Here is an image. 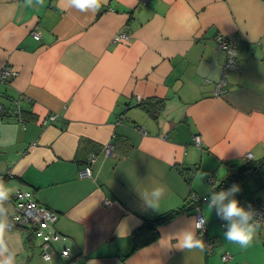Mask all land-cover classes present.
<instances>
[{
  "label": "crops",
  "instance_id": "obj_1",
  "mask_svg": "<svg viewBox=\"0 0 264 264\" xmlns=\"http://www.w3.org/2000/svg\"><path fill=\"white\" fill-rule=\"evenodd\" d=\"M63 4L0 0V67L16 70L0 85V181L51 209L69 249L63 257L57 244L44 260L40 240L13 223L5 238L15 264H264V227L241 248L208 208L231 165L262 161L253 175L264 173V0H107L95 13ZM119 31L126 43L112 41ZM219 35L236 38L239 69L215 94ZM151 97L164 99L156 118L138 103ZM48 113L56 118L44 125ZM108 142L121 143L104 156ZM91 146L90 176L80 178ZM156 187L165 189L158 210L144 200ZM4 207L10 221L12 195ZM181 207L133 248L144 219ZM198 213L205 250L175 247Z\"/></svg>",
  "mask_w": 264,
  "mask_h": 264
},
{
  "label": "clouds",
  "instance_id": "obj_2",
  "mask_svg": "<svg viewBox=\"0 0 264 264\" xmlns=\"http://www.w3.org/2000/svg\"><path fill=\"white\" fill-rule=\"evenodd\" d=\"M107 0H64V8H74L80 12H98L102 4ZM28 7H35L44 4V0H25ZM240 192L238 184H233L226 190L211 191L208 197V208L214 209L216 215L223 221H226V231L224 239L232 244L239 245L241 248L249 247L262 227L261 220L256 218V213L251 208L241 206L236 199ZM165 194L163 187L154 188L145 200L149 208L158 210L160 200ZM12 191L5 184L0 182V264H15L16 253L9 249L6 242V233L11 230L13 224L7 219L4 204L10 200ZM207 219L205 216H196L191 218L189 226L180 230L172 239L175 240V247L181 250L198 249L205 250V242L197 235V230L203 231ZM171 244V240H169Z\"/></svg>",
  "mask_w": 264,
  "mask_h": 264
},
{
  "label": "built area",
  "instance_id": "obj_3",
  "mask_svg": "<svg viewBox=\"0 0 264 264\" xmlns=\"http://www.w3.org/2000/svg\"><path fill=\"white\" fill-rule=\"evenodd\" d=\"M142 2H147V0H142ZM33 36L38 38L37 31L32 32ZM129 40L128 33L124 31H119L114 34L112 41L118 42V43H126ZM216 42L218 45V48L224 53L225 58L222 66V77L216 82L214 93L219 94L222 92L226 85V79H227V73L230 71H234L239 69V65L237 62V52H238V42L236 38L232 35L228 36H217ZM16 75V70H14L9 65H3L0 67V85L2 83H5L9 81L11 77ZM19 107V106H18ZM17 107V109H18ZM4 105L0 101V115L4 112ZM17 120L23 124L24 119L18 114ZM56 118L55 114L48 113L46 114L40 121L42 124H47L49 121L52 122ZM196 142L199 143V140L196 139ZM111 148L114 149L113 144L110 143V145L102 148L103 154L105 156L111 155L112 152ZM95 155H92L88 162L89 164H85L80 167L78 173L79 176H90V164L94 161ZM251 154L247 153L246 158H250ZM211 180V179H210ZM194 201L197 200L196 197L193 196ZM13 205L15 208V212L13 214V222L17 225H21L25 227L26 229L34 231V237L39 239L41 242L42 247V258L44 260H48L51 257V253L48 251L51 249V247L56 246L57 244H61L59 254L63 257H67L69 255V249L68 247L64 246L63 240L65 237L54 230L52 227L53 216L50 214H47L45 212V209H47L44 205L38 204L33 194L28 190H17L13 193L12 196ZM19 200H23L21 203ZM26 204L25 207L21 208L20 204ZM245 208H251L256 213V218L264 222V198H256L253 199L252 202L248 203V205ZM196 216H203L202 214L198 213ZM262 227H264V224H262ZM223 260L228 259V255L225 254L222 256Z\"/></svg>",
  "mask_w": 264,
  "mask_h": 264
},
{
  "label": "trees",
  "instance_id": "obj_4",
  "mask_svg": "<svg viewBox=\"0 0 264 264\" xmlns=\"http://www.w3.org/2000/svg\"><path fill=\"white\" fill-rule=\"evenodd\" d=\"M138 103H139V106L142 107L150 116H152L153 118H156L158 111H160V109L163 108V106H164V99L157 98V97H151L149 99H140ZM122 141L127 143L126 140H122ZM114 143L118 144L121 142H114ZM111 144H113V143H111ZM89 150H91L92 152L86 156V158L84 159L83 165L89 164L88 160L92 155L96 156L97 152H96V150L93 151V146H91ZM100 151L99 152L101 154H103L102 148ZM108 156H110V155H108ZM261 162L262 161L252 163V162H250V160H248V161L243 162L242 166L241 165L237 166L236 164L231 165L228 169V172H227L225 178L221 181V183L217 187V189H219V190L224 189V187H226V186H228L234 182L240 181L241 179L246 178V176L253 175L254 173H257V172L259 173L260 172L259 170L261 168L260 167ZM79 169L80 168H78V171H79ZM187 171H190V170L188 168H181L180 169V172L183 175L188 174ZM90 172H91V170H90ZM78 175H79V173H78ZM4 177H5V175H4ZM258 180H259V183L264 184V173H262V172L260 173V177ZM17 190H21V189H17ZM17 190H15V192ZM30 192L33 194L32 191H30ZM192 200H194V199H192ZM202 201H203L202 198H197V200H196L197 204H199ZM37 203L39 204V202H37ZM184 209H185L184 207H181V208H178L175 210L168 211V212L163 213L161 215H158V216L154 217L153 219H144L142 224L139 227H137L136 229H134V231L132 232L131 236L133 239V248L144 245V244L148 243L150 240L154 239V237L157 235V226L161 222L169 219L174 214L179 213V212L183 211ZM29 229L30 230L26 229V230H28V234L30 232V234L34 236V231L32 230V228L29 227Z\"/></svg>",
  "mask_w": 264,
  "mask_h": 264
},
{
  "label": "rangeland",
  "instance_id": "obj_5",
  "mask_svg": "<svg viewBox=\"0 0 264 264\" xmlns=\"http://www.w3.org/2000/svg\"><path fill=\"white\" fill-rule=\"evenodd\" d=\"M108 145H110V142L103 144L102 148H104ZM110 152H113L112 148H111ZM256 177H257L256 175H249V176H246V178L241 179L240 181L234 182V183L230 184L229 186H227V188H229L233 184L239 185L240 192L236 195V199L239 201L240 204H241V202L246 201L247 199L249 200V199H253V198H264V184L259 183V180H257ZM254 179H256L257 181H255ZM227 188H225L224 190H226ZM12 196H13V194H12ZM22 201L23 200H19L20 203ZM20 205L22 208V207H25L26 204L23 203ZM45 212H47V214H50L53 216V221L50 222V224L53 223L57 217L56 214L49 208L45 209ZM12 218L10 219V221L13 224L14 222H13Z\"/></svg>",
  "mask_w": 264,
  "mask_h": 264
},
{
  "label": "bare ground",
  "instance_id": "obj_6",
  "mask_svg": "<svg viewBox=\"0 0 264 264\" xmlns=\"http://www.w3.org/2000/svg\"><path fill=\"white\" fill-rule=\"evenodd\" d=\"M88 176L84 175V176H80V178H87ZM65 246V245H64Z\"/></svg>",
  "mask_w": 264,
  "mask_h": 264
}]
</instances>
